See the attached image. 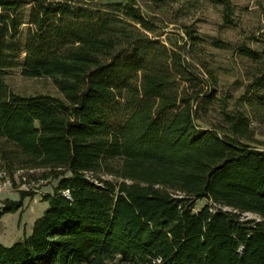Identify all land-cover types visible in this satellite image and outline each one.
Listing matches in <instances>:
<instances>
[{
	"label": "trees",
	"instance_id": "1",
	"mask_svg": "<svg viewBox=\"0 0 264 264\" xmlns=\"http://www.w3.org/2000/svg\"><path fill=\"white\" fill-rule=\"evenodd\" d=\"M204 1L233 26L230 0ZM152 17L137 0H0V163L57 182L0 264H264V47L236 48L253 68L229 109L204 37ZM14 71L60 96L15 93Z\"/></svg>",
	"mask_w": 264,
	"mask_h": 264
},
{
	"label": "rangeland",
	"instance_id": "2",
	"mask_svg": "<svg viewBox=\"0 0 264 264\" xmlns=\"http://www.w3.org/2000/svg\"><path fill=\"white\" fill-rule=\"evenodd\" d=\"M120 1L124 0H97V3ZM137 1L143 13L153 16L160 33L176 35L177 39L185 38L183 27L192 26L204 37L207 43L206 59L217 75L216 97L227 103L229 109L236 106L247 83L246 72L253 68V64L240 56L236 48L243 46L261 50L264 47V0H230L234 9L231 27L223 25L221 7L204 0H177L166 9L157 8L148 0ZM165 37L162 39L165 40ZM213 39L224 41L228 46L214 48L210 46ZM6 83L11 90L23 96H60L48 78L28 79L14 71L8 75ZM216 118V113L210 114L212 121H216ZM254 126L255 138L260 144L256 147L264 149V127ZM0 173H4L0 178V207L6 200H21V210L15 214H5L0 219V243L7 246L31 234L34 221L47 208V203L41 202V196L51 194L57 182L41 181L39 170L18 169L11 174L1 163ZM107 179L112 180L111 177ZM23 192H31L34 196L21 199ZM207 203L205 200L196 201L195 211ZM244 216L246 219L260 220L250 213Z\"/></svg>",
	"mask_w": 264,
	"mask_h": 264
},
{
	"label": "built area",
	"instance_id": "3",
	"mask_svg": "<svg viewBox=\"0 0 264 264\" xmlns=\"http://www.w3.org/2000/svg\"><path fill=\"white\" fill-rule=\"evenodd\" d=\"M3 175H4V173H0V178H2V177H3Z\"/></svg>",
	"mask_w": 264,
	"mask_h": 264
},
{
	"label": "crops",
	"instance_id": "4",
	"mask_svg": "<svg viewBox=\"0 0 264 264\" xmlns=\"http://www.w3.org/2000/svg\"><path fill=\"white\" fill-rule=\"evenodd\" d=\"M1 244V243H0ZM10 245H12V244H10ZM10 245H7V246H10Z\"/></svg>",
	"mask_w": 264,
	"mask_h": 264
}]
</instances>
